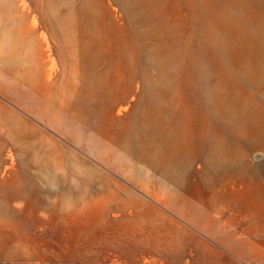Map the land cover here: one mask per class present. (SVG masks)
I'll return each mask as SVG.
<instances>
[{
    "label": "rangeland",
    "instance_id": "rangeland-1",
    "mask_svg": "<svg viewBox=\"0 0 264 264\" xmlns=\"http://www.w3.org/2000/svg\"><path fill=\"white\" fill-rule=\"evenodd\" d=\"M21 50L0 264H264V0H0Z\"/></svg>",
    "mask_w": 264,
    "mask_h": 264
},
{
    "label": "crops",
    "instance_id": "crops-1",
    "mask_svg": "<svg viewBox=\"0 0 264 264\" xmlns=\"http://www.w3.org/2000/svg\"><path fill=\"white\" fill-rule=\"evenodd\" d=\"M38 43H40V40H37ZM22 55L18 58L17 61L12 63H4L3 61H0V74H2L4 71H16L18 73H30L33 71L38 70V66L34 63V61L30 60V56L26 54V50H21ZM47 67V65L45 66ZM48 82V81H46ZM49 84V83H48ZM0 98L2 100H5L16 107L18 105L17 99L14 97L13 94H6L1 89V79H0ZM132 187V186H131Z\"/></svg>",
    "mask_w": 264,
    "mask_h": 264
}]
</instances>
